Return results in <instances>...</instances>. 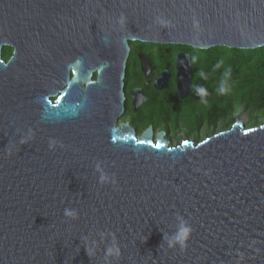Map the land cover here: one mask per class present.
Returning <instances> with one entry per match:
<instances>
[{
  "label": "water",
  "instance_id": "95a60500",
  "mask_svg": "<svg viewBox=\"0 0 264 264\" xmlns=\"http://www.w3.org/2000/svg\"><path fill=\"white\" fill-rule=\"evenodd\" d=\"M9 9L26 16L21 76L1 58ZM72 26L97 79L65 102L74 76L52 104L40 88ZM130 40L261 48L264 0H0V264H264V124L236 115L174 146L152 126H116ZM191 76L179 61L180 99ZM181 219L190 237L170 247Z\"/></svg>",
  "mask_w": 264,
  "mask_h": 264
},
{
  "label": "flooded vegetation",
  "instance_id": "af4514ba",
  "mask_svg": "<svg viewBox=\"0 0 264 264\" xmlns=\"http://www.w3.org/2000/svg\"><path fill=\"white\" fill-rule=\"evenodd\" d=\"M25 20V15H17L12 9L8 10L4 20L6 36L1 48V58L7 66V73L12 76L15 70L21 76L22 70L26 68ZM129 44L131 49L124 79V112L118 118L116 126L120 123H128L135 129L137 136L152 126L154 137L157 133L164 132L165 139L169 141L170 146L180 144L184 140H189L196 145L207 137L224 130L220 129L219 125L215 128V132L213 127L208 129L209 118H205L200 113L194 116L187 114L194 96L195 65L199 59L203 58V50L182 44H155L136 40H130ZM141 55H145L148 60L145 68ZM179 61L184 67L190 61L192 71L190 94L182 100L177 95ZM165 70L168 71L169 78L164 76L158 83L164 87L158 88L156 82ZM88 73L92 74L91 79H97L96 68L91 65L88 57L86 31L81 34L76 32L75 26H72L71 31L66 33L62 39L55 41L53 72L50 77H45L40 88V96H47L49 101L55 104L62 91L68 88V80L77 75L81 79L80 82L69 87V96L65 98V102H71L70 96L73 93L81 90L84 93L90 91L91 86H88L86 81ZM136 89L138 91H135ZM177 99L182 102L181 107L191 118L187 124L181 122L177 125L170 120L169 114L164 110L170 103H177ZM241 113V110L235 111L229 128L235 122V116ZM150 119L154 121L153 124L145 125ZM143 125L145 127L140 129ZM204 134H206L205 137H203Z\"/></svg>",
  "mask_w": 264,
  "mask_h": 264
},
{
  "label": "trees",
  "instance_id": "16d2710c",
  "mask_svg": "<svg viewBox=\"0 0 264 264\" xmlns=\"http://www.w3.org/2000/svg\"><path fill=\"white\" fill-rule=\"evenodd\" d=\"M203 55L195 65L194 96L187 114L194 116L200 113L209 118L208 129L213 127L214 132L217 125L220 129L229 128L237 110L251 116L247 128L261 125L260 120L264 118V47L237 49L216 46L203 50ZM222 86L226 89L224 93L219 92ZM200 88L205 90V94L199 92ZM180 100L164 109L177 125L181 122L187 124L191 119L181 107ZM153 122L150 119L145 125Z\"/></svg>",
  "mask_w": 264,
  "mask_h": 264
},
{
  "label": "clouds",
  "instance_id": "9594fccd",
  "mask_svg": "<svg viewBox=\"0 0 264 264\" xmlns=\"http://www.w3.org/2000/svg\"><path fill=\"white\" fill-rule=\"evenodd\" d=\"M225 75H227V73H225ZM222 84H223V82H222ZM225 91H226V89L223 86L219 89V92H221V93H224ZM199 92L201 94H205V90L203 88H200ZM104 179L105 178L102 176L101 180L103 181ZM65 215L69 216V217H75L76 213L74 210L66 209ZM191 231H192V229L187 224V222L181 219L180 223L178 225H176V231L171 236V238L165 237V239H167V242H168L170 247H174L175 245L178 244L181 248H184V247H186V244H187V241L190 237ZM111 252H112V250L109 249V254H111Z\"/></svg>",
  "mask_w": 264,
  "mask_h": 264
},
{
  "label": "rangeland",
  "instance_id": "374dc122",
  "mask_svg": "<svg viewBox=\"0 0 264 264\" xmlns=\"http://www.w3.org/2000/svg\"><path fill=\"white\" fill-rule=\"evenodd\" d=\"M240 120H242L244 122L245 125H247L249 119H250V115L247 112H242L241 114H238L237 116ZM261 124H264V118L260 120ZM247 127V126H246ZM206 134L203 135V137H205Z\"/></svg>",
  "mask_w": 264,
  "mask_h": 264
}]
</instances>
